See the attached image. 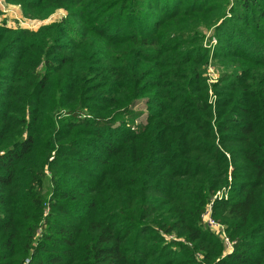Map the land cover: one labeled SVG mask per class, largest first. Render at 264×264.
I'll list each match as a JSON object with an SVG mask.
<instances>
[{
    "label": "trees",
    "instance_id": "16d2710c",
    "mask_svg": "<svg viewBox=\"0 0 264 264\" xmlns=\"http://www.w3.org/2000/svg\"><path fill=\"white\" fill-rule=\"evenodd\" d=\"M5 1L0 264H264V0Z\"/></svg>",
    "mask_w": 264,
    "mask_h": 264
},
{
    "label": "rangeland",
    "instance_id": "374dc122",
    "mask_svg": "<svg viewBox=\"0 0 264 264\" xmlns=\"http://www.w3.org/2000/svg\"><path fill=\"white\" fill-rule=\"evenodd\" d=\"M67 12L64 8H57L53 13H51L47 18L38 19L26 17L22 14L20 5L17 3H8L5 0H0V23L5 22L7 26L11 27H22L27 29H36L40 25L48 24L54 21H60L66 16ZM204 37L202 39V46L205 49L209 50L208 61L204 65V77L206 83L209 87V98L213 99V94L211 90V85L218 81L219 79V70L216 66L215 60L213 58V52L217 45V38L213 34V28L203 29ZM215 40V41H212ZM135 109L145 110V99H141L135 102ZM144 112V113H145ZM144 115L140 118L141 121H144ZM212 211V209H211ZM212 216V215H211ZM212 218L217 221L213 216ZM218 222V221H217ZM219 223V222H218ZM205 227L210 231H213L215 234L219 235L213 227L204 223Z\"/></svg>",
    "mask_w": 264,
    "mask_h": 264
},
{
    "label": "built area",
    "instance_id": "2783aa9c",
    "mask_svg": "<svg viewBox=\"0 0 264 264\" xmlns=\"http://www.w3.org/2000/svg\"><path fill=\"white\" fill-rule=\"evenodd\" d=\"M212 41H215V40H212ZM227 197V191L225 190H221V191H218L215 195V197ZM212 204H208L204 214H203V220H204V223H206L207 225L213 227L216 231H218L220 237L222 238V241L224 243V246H225V249L229 252L233 249V245H234V240L230 239L226 233L224 232L223 230V226L218 223L217 221H215L213 218H212ZM26 262H28V259L25 260Z\"/></svg>",
    "mask_w": 264,
    "mask_h": 264
}]
</instances>
